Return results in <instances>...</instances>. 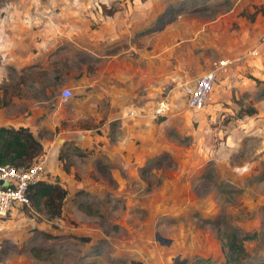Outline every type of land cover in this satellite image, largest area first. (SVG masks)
<instances>
[{"label":"rangeland","instance_id":"1","mask_svg":"<svg viewBox=\"0 0 264 264\" xmlns=\"http://www.w3.org/2000/svg\"><path fill=\"white\" fill-rule=\"evenodd\" d=\"M129 1H98L97 13L127 7L140 52L158 51L159 70L179 73L160 79L158 94L115 109L101 89V52L70 68L81 80L67 99L84 95L81 112L66 106L53 129L28 127L41 143L34 159L43 158V179L66 189L60 213L39 198L0 217V264H264V0ZM173 35L177 49L168 46ZM220 58L230 60L226 69L203 106L190 108L184 86ZM0 88L1 103L10 100L4 90L39 91L17 81ZM233 232L255 235L224 262Z\"/></svg>","mask_w":264,"mask_h":264},{"label":"crops","instance_id":"2","mask_svg":"<svg viewBox=\"0 0 264 264\" xmlns=\"http://www.w3.org/2000/svg\"><path fill=\"white\" fill-rule=\"evenodd\" d=\"M98 1L109 7L105 0H0V84L29 82L39 88L37 95L20 97L15 91L4 90L10 100L0 102V125L53 129L62 120L66 106H70L72 113H80L85 96L60 102L59 92L64 87L62 84L78 89L79 71L71 72L70 68H78L89 59L93 61L99 52L101 61L96 66L100 68L98 74H101V89L107 106L125 108L128 99L158 94L161 80L172 82L173 73H179L177 68L163 72L159 70L158 51L140 52L138 42L143 38L133 36L132 22L127 21L132 12L124 7V11L98 15ZM124 1L129 6L130 1ZM95 21H98V28L91 26ZM153 32L149 41L157 45ZM168 41V46L171 42L175 49L178 37L170 36ZM63 68L69 71L64 72ZM167 75H171L170 78ZM50 90L54 92L49 96L51 104H46V94ZM1 92L0 88V96ZM85 100L88 105L96 101L91 92L86 94ZM42 114L54 115L55 122L44 121ZM43 155L45 160L53 162L50 148H44Z\"/></svg>","mask_w":264,"mask_h":264},{"label":"trees","instance_id":"3","mask_svg":"<svg viewBox=\"0 0 264 264\" xmlns=\"http://www.w3.org/2000/svg\"><path fill=\"white\" fill-rule=\"evenodd\" d=\"M159 28L160 25H155L148 30L152 31ZM40 149L41 143L33 136L27 126L0 125V163L26 167L35 160L34 157L38 155ZM62 167L67 170L69 164H63ZM26 193L29 201L41 198L46 212L55 216L60 213V205L66 194V189L57 182L42 178L31 183ZM86 213H90V210H86ZM254 235V232H246L242 235L235 232L229 234L226 240L224 262H230L234 259L235 251L240 248L241 239L251 238ZM31 251L34 255H38L37 248H33Z\"/></svg>","mask_w":264,"mask_h":264},{"label":"built area","instance_id":"4","mask_svg":"<svg viewBox=\"0 0 264 264\" xmlns=\"http://www.w3.org/2000/svg\"><path fill=\"white\" fill-rule=\"evenodd\" d=\"M252 52H256L252 50ZM230 62L227 58L214 61V66L209 70L195 76L192 82L184 86L187 97L186 104L190 108L197 109L203 106L209 97L214 77L218 69H226ZM71 95L69 87L61 88L59 98L66 100ZM45 174L43 158H38L28 166H14L8 163H0V217L4 216L16 205L29 203L26 193L28 186L42 179Z\"/></svg>","mask_w":264,"mask_h":264},{"label":"water","instance_id":"5","mask_svg":"<svg viewBox=\"0 0 264 264\" xmlns=\"http://www.w3.org/2000/svg\"><path fill=\"white\" fill-rule=\"evenodd\" d=\"M155 238H159L160 240H163V238L158 233H155Z\"/></svg>","mask_w":264,"mask_h":264}]
</instances>
